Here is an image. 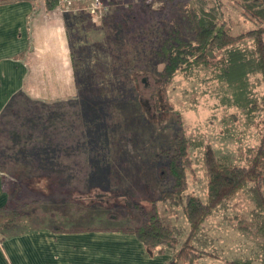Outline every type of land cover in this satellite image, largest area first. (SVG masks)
Instances as JSON below:
<instances>
[{"label":"rangeland","instance_id":"1","mask_svg":"<svg viewBox=\"0 0 264 264\" xmlns=\"http://www.w3.org/2000/svg\"><path fill=\"white\" fill-rule=\"evenodd\" d=\"M45 1L39 5L45 7ZM99 1L98 7L95 0H71L70 5L59 0L76 56L71 62L76 59L87 70L77 75V87L72 63L65 86L73 95L49 99L55 78H30L29 91L42 87L47 93L23 89L0 114V171L8 174L5 186L12 192L6 219L19 220V229L33 224L134 228L156 213L185 229L181 204L162 200L174 185L163 172L168 159L162 151L177 136L189 141L188 192L206 201L204 151L211 145L241 162L259 144L264 84L254 74L250 86L244 76L239 88L228 86L219 77L222 51L208 52V63L192 58L165 81L160 52L170 34L180 30L189 37L191 11L211 14L235 35L255 25L243 15L245 0ZM239 43L254 49L249 40ZM231 77L239 81L235 73ZM253 100L256 110L246 111ZM15 179L24 187L21 203ZM252 209L241 193L224 222L220 215L209 220L203 233L209 240L215 237L210 249L220 258L206 256L209 264H264V233L257 230ZM178 253L170 264H188Z\"/></svg>","mask_w":264,"mask_h":264},{"label":"trees","instance_id":"2","mask_svg":"<svg viewBox=\"0 0 264 264\" xmlns=\"http://www.w3.org/2000/svg\"><path fill=\"white\" fill-rule=\"evenodd\" d=\"M6 1L10 0H0V3ZM32 1L36 2L37 0ZM44 4L45 9L49 12L59 8L60 5L59 0H46ZM241 8L243 15H246V18L251 20L255 26L251 30L236 35L231 33L229 25L224 27L223 23H217L211 14L191 11L188 15L189 37L183 36L180 30L170 34L160 52L165 59L162 73V76L166 78L165 81L170 80L192 58L197 57L199 61L205 62L206 60L208 63V52L222 51L225 59L219 77L227 82L228 86L236 84L239 88L243 76L249 85V76L254 74L260 75L264 84V0H245ZM244 40L251 41L254 49L240 48L239 42ZM247 49L251 50L250 53H247ZM73 53L74 50L71 46V55L76 57L75 53L73 56ZM72 63L75 84L78 87L77 75L86 73L87 70L84 68L85 64L81 65L76 59ZM233 73L237 75L239 83L232 79ZM94 80L97 81V78ZM262 95L264 98V91ZM254 103L253 100L245 110L254 112L256 110ZM262 138L260 135L259 144L250 147L247 151L248 156L241 162L231 157L222 156L211 145L207 146L203 156L207 177L206 201L200 196L188 192L190 187L188 167L191 168L193 164L189 157L191 148L189 141L184 136H177V140L162 151V154L168 159V163L163 167V172L174 182L173 190L165 193L162 200L165 202L171 200L173 206L181 204L183 217L188 224L185 229L175 225L170 226L166 221L157 218L155 213L152 219L140 227H79L70 229L55 225L54 230L58 232L119 230L136 235L151 254L169 253L174 259L173 254L178 250V257L183 258L188 264H193L194 261L206 256H214L212 253L215 248L213 251L210 249L213 245V237L209 240V233H203L204 227L212 217L220 215L224 217V220L228 216V211L234 206L237 196L241 193L249 197L253 205L252 213L257 220V230L264 233V137ZM188 161L190 162L189 166H187ZM0 176L4 184L7 185L10 180L8 174L0 171ZM20 180H14L16 185L18 184V188L16 187L15 190H17L16 199L19 203L23 201L20 192L24 188L23 184H20ZM11 199L12 192L10 190V202L0 213V219H5L0 227V237L25 232L38 226L33 224L28 228L19 229L17 227L20 223L19 220L6 219ZM13 212L17 214L16 210ZM210 244L212 245L210 246Z\"/></svg>","mask_w":264,"mask_h":264},{"label":"crops","instance_id":"3","mask_svg":"<svg viewBox=\"0 0 264 264\" xmlns=\"http://www.w3.org/2000/svg\"><path fill=\"white\" fill-rule=\"evenodd\" d=\"M37 1L0 3V114L15 95L29 91L30 78H55L49 99L73 95L70 85L65 86L72 77L67 13L60 8L49 12ZM39 89L29 92L47 93ZM9 202L10 191L0 176V213ZM54 228L43 224L0 237V264H170L172 260L169 253L151 254L134 234L100 229L58 232ZM205 258L199 264H209Z\"/></svg>","mask_w":264,"mask_h":264},{"label":"built area","instance_id":"4","mask_svg":"<svg viewBox=\"0 0 264 264\" xmlns=\"http://www.w3.org/2000/svg\"><path fill=\"white\" fill-rule=\"evenodd\" d=\"M70 1H71V0H64V2H66L67 5H70V4H71ZM95 2H96V3H95L96 6H98V7L101 6V3H100L99 0H95ZM93 5H94V4H92V6H93ZM94 6H95V5H94ZM98 7H97V8H98Z\"/></svg>","mask_w":264,"mask_h":264}]
</instances>
